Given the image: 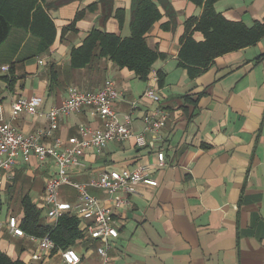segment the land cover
<instances>
[{
    "label": "crops",
    "instance_id": "0c3cea01",
    "mask_svg": "<svg viewBox=\"0 0 264 264\" xmlns=\"http://www.w3.org/2000/svg\"><path fill=\"white\" fill-rule=\"evenodd\" d=\"M56 1L47 0L49 16L58 30L48 54L23 60L21 50L27 42L20 43L15 32L0 50V119L26 136L45 133L50 129L46 113L62 107L69 88L96 91L109 79L122 94L113 109L122 122L124 115H132L135 133L143 131L145 118L154 110L161 107L168 113L163 140L156 141L148 134L145 148H138L132 140L112 143L100 154L86 150L82 166L70 172L73 182L89 184L105 171L151 169V183L138 185L137 194L126 197L128 205L121 208L110 201L106 191L89 188L91 195L111 209L119 231L110 250L112 264H264V59L258 62L264 55V38L255 46L217 58L199 77L191 79L188 70L180 67V40L184 23L192 17L199 19L203 10L189 0H170L167 7L171 16H165L160 8L164 18L148 34L150 48H157L165 59L154 64L147 81L108 60L100 61L99 68L93 70H74L72 50L81 47L93 29L130 36L132 0H115L114 9L126 12L122 29L114 18L100 25V8L87 10L99 0L55 6ZM84 10L75 30L62 33ZM215 10L227 21L252 27L264 19V0H220ZM193 39L204 41L199 32ZM12 64L13 74L9 75ZM159 73L165 75L162 85ZM7 76L13 78L12 85L3 79ZM149 88L157 91L160 104L143 99ZM34 96L43 98L41 116L24 113L13 119V105ZM84 128L93 132L104 128L91 106L63 116L59 127L43 135L41 143L54 146L60 140L59 150L64 151L71 146V138H90L82 135ZM160 155L165 158L164 166L159 164ZM18 157L12 176L2 174L3 224L13 215L7 205L14 191L24 193L19 204L29 195L46 215L45 188L53 172L34 158L26 164L21 155ZM60 198L74 203L77 194L63 187ZM76 245L83 264H102L97 253L99 241L80 240ZM37 246L14 237L6 227L0 232V249L9 257L25 264H63L59 251L43 263L33 262Z\"/></svg>",
    "mask_w": 264,
    "mask_h": 264
},
{
    "label": "trees",
    "instance_id": "16d2710c",
    "mask_svg": "<svg viewBox=\"0 0 264 264\" xmlns=\"http://www.w3.org/2000/svg\"><path fill=\"white\" fill-rule=\"evenodd\" d=\"M76 0H58L55 6L64 2ZM79 1V0H78ZM84 1V0H80ZM170 0H132L130 36L107 33L101 29H93L87 34L81 47L71 53V68L74 70H93L99 68V62L108 60L120 70L132 72L141 81H147L154 64L165 55L157 48L148 44V34L165 16H171L168 10ZM203 13L198 19L190 18L184 23V34L179 58L180 67L188 70L189 77L195 79L206 71L217 58L255 46L264 38V19L254 26L247 27L243 23L227 21L215 10L220 0H189ZM50 3L47 0H0V50L5 47L13 32L17 33L20 43L27 42L21 50V58L29 60L48 54L58 37V30L49 16ZM115 0H99L87 7L89 12L101 9L100 25L114 18L120 29L123 28L126 12L124 9H114ZM86 10L78 13L73 23L62 33L75 30L76 23L84 18ZM203 35V42H196L193 34ZM264 55L258 58V62ZM52 68V67H51ZM14 64L10 66L13 74ZM54 81L55 74L51 72ZM162 73L158 74L160 84L164 81ZM12 85L14 80L9 76L3 78ZM52 81V82H53ZM105 84V83H104ZM0 202V216L3 209ZM18 219L22 230L31 236L43 238L49 236L60 250L75 249L77 241L83 240L81 222L77 218L64 217L54 227L45 222L42 210L33 203L29 195L20 202ZM87 243V241H85ZM21 248V247H20ZM23 249H20L22 252ZM0 264H25L20 259H14L0 249Z\"/></svg>",
    "mask_w": 264,
    "mask_h": 264
},
{
    "label": "built area",
    "instance_id": "2783aa9c",
    "mask_svg": "<svg viewBox=\"0 0 264 264\" xmlns=\"http://www.w3.org/2000/svg\"><path fill=\"white\" fill-rule=\"evenodd\" d=\"M41 65L43 61L39 62ZM4 70L8 68L4 67ZM122 94L117 90L113 80L109 79L103 87L96 91H82L75 87L68 89V98L60 108H53L46 117L50 123V129L45 133H37L26 136L17 131L10 123L0 119V190L3 186L2 174L12 176L13 167L17 164L18 156L24 163L29 164L34 158L39 164L49 166L52 175L46 183L43 209L46 212V221L54 227L66 216L75 217L83 222L81 232L83 240L99 241L97 253L102 264H112L110 250L115 240L119 238V231L115 225L111 209L103 205L101 201L90 194L89 188L106 191L110 201L118 208L128 205L126 197L137 194V186L143 183H151V169L142 166L130 171H105L97 180L89 184L75 183L70 179V172L82 166V158L86 150H94L102 153L112 143L134 141L138 148L148 145L146 136H153L156 141L163 140L162 131L167 126L168 113L159 107L145 118L144 129L135 133L132 128V115H124V122L113 107ZM152 103H161V99L154 88H149L143 95ZM43 98L34 96L30 99L17 101L12 108L13 119L21 114L41 116ZM84 106H91L104 122L101 131L93 132L87 128L82 129V135H90L89 139L71 138V146L64 151L59 150L60 140L54 146H46L41 143L43 135L47 136L59 127L63 116L78 112ZM160 166L165 165L163 155L159 156ZM63 187L72 188L77 199L74 203L62 201L60 190ZM123 194L125 197L118 196ZM6 227L8 231L18 238L28 239L36 243L37 250L33 253V262H44L55 251H59L63 264H83L82 257L75 249L60 250L49 237L39 238L27 235L19 226L18 219L10 216L5 224L0 222V232Z\"/></svg>",
    "mask_w": 264,
    "mask_h": 264
},
{
    "label": "rangeland",
    "instance_id": "374dc122",
    "mask_svg": "<svg viewBox=\"0 0 264 264\" xmlns=\"http://www.w3.org/2000/svg\"><path fill=\"white\" fill-rule=\"evenodd\" d=\"M141 85H143V84H141ZM24 193L23 192H16V191H14L12 194H11V196H9L10 197V199H11V201L9 202L8 200V202L10 203V205H7V207L8 206H10V210H12L13 211V215H19L18 214V212H19V207H20V204H19V199L21 198V196L23 195ZM8 203V204H9ZM12 215V216H13ZM43 217H44V219H45V217H46V215L44 214L43 215ZM75 250H77V248H75Z\"/></svg>",
    "mask_w": 264,
    "mask_h": 264
}]
</instances>
